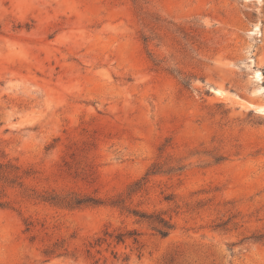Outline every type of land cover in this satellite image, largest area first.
I'll list each match as a JSON object with an SVG mask.
<instances>
[{"label": "rangeland", "instance_id": "1", "mask_svg": "<svg viewBox=\"0 0 264 264\" xmlns=\"http://www.w3.org/2000/svg\"><path fill=\"white\" fill-rule=\"evenodd\" d=\"M258 106L264 0H0V264H264Z\"/></svg>", "mask_w": 264, "mask_h": 264}, {"label": "trees", "instance_id": "2", "mask_svg": "<svg viewBox=\"0 0 264 264\" xmlns=\"http://www.w3.org/2000/svg\"><path fill=\"white\" fill-rule=\"evenodd\" d=\"M0 169H1V165H0ZM148 173L149 172H147L146 175ZM0 176H1V172H0ZM41 200L47 201L53 205L65 206V207H74L85 204L96 205L102 203V201H100L98 198L90 197V196L80 197L72 193L67 194L65 196L50 194L47 196H42ZM111 204H115V203L112 202ZM132 212L140 219L147 221L149 226L161 236H166L169 230L173 226L168 219H165L160 214L145 213V212L138 213V211H132ZM130 233L134 234V232H130ZM116 238L118 241L122 240L123 234L117 235Z\"/></svg>", "mask_w": 264, "mask_h": 264}, {"label": "bare ground", "instance_id": "3", "mask_svg": "<svg viewBox=\"0 0 264 264\" xmlns=\"http://www.w3.org/2000/svg\"><path fill=\"white\" fill-rule=\"evenodd\" d=\"M215 91H218V90H215ZM257 110H259V111H263V110H264V106H258V107H257Z\"/></svg>", "mask_w": 264, "mask_h": 264}]
</instances>
